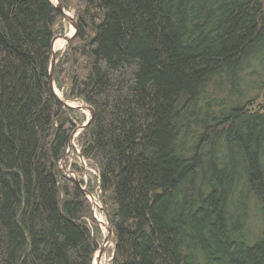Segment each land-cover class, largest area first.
<instances>
[{
  "label": "trees",
  "instance_id": "1",
  "mask_svg": "<svg viewBox=\"0 0 264 264\" xmlns=\"http://www.w3.org/2000/svg\"><path fill=\"white\" fill-rule=\"evenodd\" d=\"M58 1L77 30L53 81L93 110L77 144L97 184L79 183L99 187L108 264H264V0ZM62 19L0 0V264L97 249L58 170L75 128L48 79Z\"/></svg>",
  "mask_w": 264,
  "mask_h": 264
},
{
  "label": "rangeland",
  "instance_id": "2",
  "mask_svg": "<svg viewBox=\"0 0 264 264\" xmlns=\"http://www.w3.org/2000/svg\"><path fill=\"white\" fill-rule=\"evenodd\" d=\"M50 2L53 6V2L51 0H50ZM64 11L70 17L73 18V9L70 8V10H64ZM54 31H55V33H54L53 43H55L57 41L59 43L57 46L60 48L59 50L54 51V53H55L54 54L55 55V65H56V63H57L56 56L62 54L66 48V45H67V43H64L61 47L60 46V40L63 39L62 37H71L74 33V29H73L71 24H69L66 20L62 19L59 22V24L55 26ZM53 43H52V46H53ZM54 88H55L54 90H55L56 95L61 100L65 101L67 104H68V102H70V103H74L76 105V106H72V107L87 106L80 101L69 100L68 98H66L65 94L67 92V86L61 88L60 90L57 89L56 86ZM259 104L261 105V102L256 103V105H259ZM71 111H72L71 117H72L73 123L75 125V128L73 130V132H74L73 141H72V144L70 146V149L68 150V156L65 158L64 161L61 160L58 163V170L61 173V175H63L64 177L66 176L67 178L72 179V175H74L76 177V179H78L79 181L80 180L82 181L83 186H84V184H88V186L90 187L91 185L93 186V185L97 184L96 183V173H95L93 168L89 167L86 164L85 161L80 162L79 159L77 158V154L79 152V147L77 144L78 143L77 138H78L79 134H81V132L83 131V130L80 131L79 129L85 123L86 119L89 117V113H84L80 110H71ZM76 148H77V150H76ZM75 171L77 172L78 175H76L74 173ZM71 173H73V174H71ZM83 186H81L80 188L84 189L85 187H83ZM90 195H91L92 202H94V204H96V206L94 205V207H93L91 205V203L88 202L90 218L96 224V227H97V229H95V230L92 229V227L89 226L91 224L90 221L89 222L87 221V225H88L90 231L92 232V234L95 238V241H96V245H97L96 252H95L94 257L92 259V264H108V261L110 260L112 247H113L112 237L110 238L109 243L103 248L102 252L100 254H98V249L102 245L103 238H104V235H106V232L104 231V228L97 223L96 220H102L104 223H106L107 219L105 216V211L102 208V204H101V201L99 198L100 190H99V187L97 185L95 186L93 192L90 193ZM88 198H89V196L86 197L87 201H89ZM97 206H100L102 208L103 212H100L98 210Z\"/></svg>",
  "mask_w": 264,
  "mask_h": 264
},
{
  "label": "water",
  "instance_id": "3",
  "mask_svg": "<svg viewBox=\"0 0 264 264\" xmlns=\"http://www.w3.org/2000/svg\"><path fill=\"white\" fill-rule=\"evenodd\" d=\"M56 5L55 8L58 10V12L61 14V16L63 17L64 20H66L69 24L72 25L73 29H74V33L71 37H62L64 40H65V43H68L72 38L73 36L76 34V30H77V27H76V24L74 23L73 21V18L70 17L65 11L64 9L62 8L61 4L58 2V0H56ZM54 65H55V55H54V52L52 51V47H51V52H50V60H49V69H48V79H49V85H50V88L52 90V93L54 95V97L56 98V100L60 103V105L65 108V109H68V110H80V107H72L70 105H68L65 101L61 100L55 93L54 91V83H53V69H54ZM84 109H86L89 113V117L86 119L85 123L80 127V131L86 129L89 124L91 123L92 119H93V110L88 107V106H83ZM73 134L74 132L70 135V139H69V144H68V148H67V151H66V154L65 156L63 157L62 161L65 160V158L68 156V150L70 149V145L73 141ZM77 158L79 159L80 162H83V158L82 156L78 153L77 154ZM73 174V173H71ZM72 181L76 184V185H79V180L76 179V177L74 175H72ZM83 190V193L85 194V196H89L88 200L89 202L91 203V205L94 207V205L96 206V204H94V202H92L91 200V195L89 193H87L86 191ZM98 207V210L100 212H103L102 211V208L100 206H97ZM105 216H106V219H107V214L105 213ZM97 223L99 225H102V223L99 221V220H96ZM106 235H104V238H103V242H102V245L101 247H99L98 249V254H100L103 250V248L109 243L110 241V238L112 237V232H111V228L109 226V223H108V220H106Z\"/></svg>",
  "mask_w": 264,
  "mask_h": 264
},
{
  "label": "bare ground",
  "instance_id": "4",
  "mask_svg": "<svg viewBox=\"0 0 264 264\" xmlns=\"http://www.w3.org/2000/svg\"><path fill=\"white\" fill-rule=\"evenodd\" d=\"M52 2H53V6L54 5H56V0H51ZM59 2V1H58ZM55 7V6H54ZM63 40V41H62ZM62 40H60V46L62 47V45L65 43V40L64 39H62ZM59 43L57 42L56 43V45H55V47H54V49L52 48V51L54 52V51H57V50H59L60 48L57 46ZM55 54V53H54ZM55 66V65H54ZM54 70V69H53ZM53 83H54V81H53ZM55 89V88H54ZM55 91V90H54ZM68 105H70V106H76L74 103H70V102H68ZM78 107H80V111H82V112H84V113H88V111L86 110V109H84L83 107H81V106H78ZM72 144V143H71ZM71 146V145H70ZM79 153V152H78ZM72 180V179H71ZM79 186H80V183H79ZM81 187V186H80ZM82 190V189H81ZM101 223H102V227L104 228V231L106 232V230H105V228H106V224H104L103 223V221L102 220H99Z\"/></svg>",
  "mask_w": 264,
  "mask_h": 264
},
{
  "label": "built area",
  "instance_id": "5",
  "mask_svg": "<svg viewBox=\"0 0 264 264\" xmlns=\"http://www.w3.org/2000/svg\"><path fill=\"white\" fill-rule=\"evenodd\" d=\"M76 150H77V148H76Z\"/></svg>",
  "mask_w": 264,
  "mask_h": 264
}]
</instances>
